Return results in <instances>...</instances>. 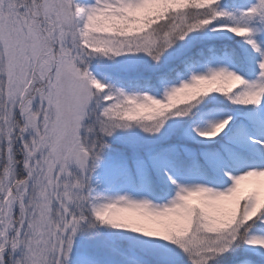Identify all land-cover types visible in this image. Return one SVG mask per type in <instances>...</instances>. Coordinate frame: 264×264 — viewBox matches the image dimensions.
<instances>
[{
  "label": "snow or ice",
  "instance_id": "snow-or-ice-1",
  "mask_svg": "<svg viewBox=\"0 0 264 264\" xmlns=\"http://www.w3.org/2000/svg\"><path fill=\"white\" fill-rule=\"evenodd\" d=\"M0 264H264V0H0Z\"/></svg>",
  "mask_w": 264,
  "mask_h": 264
}]
</instances>
